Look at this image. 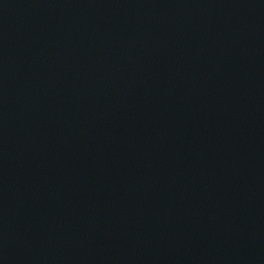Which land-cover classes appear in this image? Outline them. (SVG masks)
Segmentation results:
<instances>
[{
  "label": "water",
  "instance_id": "95a60500",
  "mask_svg": "<svg viewBox=\"0 0 264 264\" xmlns=\"http://www.w3.org/2000/svg\"><path fill=\"white\" fill-rule=\"evenodd\" d=\"M0 264H264V0H0Z\"/></svg>",
  "mask_w": 264,
  "mask_h": 264
}]
</instances>
